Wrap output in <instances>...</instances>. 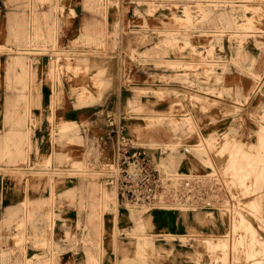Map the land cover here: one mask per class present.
I'll use <instances>...</instances> for the list:
<instances>
[{
    "label": "rangeland",
    "instance_id": "374dc122",
    "mask_svg": "<svg viewBox=\"0 0 264 264\" xmlns=\"http://www.w3.org/2000/svg\"><path fill=\"white\" fill-rule=\"evenodd\" d=\"M172 1L175 0H94L86 8L83 0H61L59 5L54 0H5L10 15L0 18V26L2 22L5 23L7 30L3 45H0V54L14 57L6 67L5 78H9L11 73L18 77L19 68L14 60L17 58L26 70L29 69L30 78L15 81L12 91L31 95L36 92L34 66L41 62L47 64V73L49 68L52 69V74L47 75L55 95L52 110L59 104L57 99L64 83L69 98L73 100L71 89L78 91L84 88L99 93L91 100L95 104L112 89L118 78L113 71V63L120 59L123 63L120 75L125 85L138 84L130 88L128 97L143 100L154 111L150 114L143 109L128 110L125 104L127 117L136 115L138 118L130 122L133 145L160 150L162 155L155 165L167 176H199L210 171L217 174L229 194L222 207L224 210L165 212L174 215L176 221L199 215L206 225L213 224L215 228L220 225L218 229L221 233L211 231L208 226L193 233L191 228L184 227H177V232L157 231L152 212L144 213L132 208L124 210L116 197L115 186H109L102 180L104 173L114 169L111 155L97 143L96 132L89 134L80 130L81 126L89 127L88 122L82 120L75 124L74 132L79 139L72 140L59 134L57 126L60 120L47 118L50 147L42 149L44 143L38 145L33 137L41 119L28 113L27 101L23 99L18 108L20 116L14 113L12 124L9 125V119L3 127L15 131L20 129L25 138L19 140V145L13 141L10 151L2 153L0 172L19 182L24 180L26 191H38L48 200L42 197L40 202L34 203L27 198L14 219L0 223V264H56L61 255L77 254L79 243L86 258L85 264H99L103 238H110L114 244L111 246L114 254L125 253L123 264H233L236 256L232 252L230 227L237 217L235 212L245 208L246 199L253 198L264 215V178L259 180L258 183H261L257 186L253 176L240 181L228 174L227 169L233 164L236 167L240 158L234 157L227 148L228 144L224 143L227 138L230 140L225 142L232 140L230 144L235 141L246 145L254 142L257 135L254 132L246 134L249 128L263 130L264 134V89L261 90L264 87V0H182L178 9L172 7L175 4ZM76 3H80L78 8L84 12L87 21L107 20L109 25L102 37L74 41L77 35L71 41L63 42L61 28L68 25L67 20L73 16L70 8L75 7ZM199 7L204 9L205 15L192 14L189 22L183 20L176 49L160 52L157 30L160 20L164 19L163 22L167 23L168 19L164 17H182L183 10L195 13ZM248 19H252L254 25L250 23L249 26ZM48 32L55 33L57 38L50 46H29L33 34L46 35ZM135 71H141L142 75L135 74ZM99 72L103 74L98 76ZM244 83L250 86L247 92L239 88ZM197 108L204 116L203 122L195 120ZM161 115L171 116L174 120L184 117L194 119L192 128L186 133L179 131L164 150L162 146L165 144H159L147 136L136 138L135 134V129L140 130L147 117ZM19 120H24V124H16ZM221 144H224L223 147ZM182 146L187 147L188 154L184 153ZM263 148L264 143L260 149L262 153ZM162 152H171L174 168L165 171L161 167V162L166 158V153ZM79 160L83 162L77 166L75 163ZM263 164L264 159L260 161V165ZM260 170L264 177V170ZM231 178H234L233 181ZM90 184L95 186L92 199ZM71 186L81 188V196L79 193L78 196L71 195L69 190L64 192L65 188ZM86 188V193H83ZM103 192L115 193V207L99 208L100 203L96 199L98 193ZM226 208L230 210L229 213L225 211ZM118 210L123 214L122 221L132 215L136 216L135 219L139 217L142 223L150 218L152 227L144 223L143 230H139L138 221L131 220L127 222L131 229H123L117 225L120 221L117 219ZM114 216L116 221L112 219ZM263 220L262 224H254L259 233L257 237L262 242ZM105 225H109L111 230L108 231ZM55 230L60 231L55 233ZM221 236L227 237L229 246L231 243L225 262L218 252L213 254L202 247V238L214 241L219 237L221 239ZM143 238L151 244L153 251H147L146 255L140 257L136 254V248ZM56 239H61V249L55 245ZM116 240L120 241V246L115 245ZM26 245L36 250L38 255L26 260ZM121 247L126 251H121ZM129 249L135 253H129ZM15 255H19L22 261H12ZM257 259L264 264V248ZM229 260H233L232 263ZM239 264H252V260L246 257Z\"/></svg>",
    "mask_w": 264,
    "mask_h": 264
},
{
    "label": "crops",
    "instance_id": "0c3cea01",
    "mask_svg": "<svg viewBox=\"0 0 264 264\" xmlns=\"http://www.w3.org/2000/svg\"><path fill=\"white\" fill-rule=\"evenodd\" d=\"M72 2H76L77 0H71ZM94 0H83V3L86 8L88 7V3H93ZM80 3H76L75 7H71L70 9L73 10V16H71L66 23L68 25L61 28L62 34L60 37L63 39V42L71 41L72 38L76 37L77 35H93L96 33L98 36L104 34L107 25L109 23L106 19L103 22H89L86 19V16L83 14L84 12L78 8ZM8 8L5 6V0H0V18L7 17L10 13L7 12ZM4 12V14H3ZM4 15V16H3ZM8 15V16H9ZM3 19V18H2ZM6 20V18L4 19ZM108 23V24H107ZM3 24V22H2ZM0 26V45H3V39L6 37V26L5 23ZM6 30V31H5ZM14 57H8L7 54L3 53L0 54V159L2 158V153L5 154L4 145L5 140L8 144V149L10 143L13 141L17 142L18 134H21L19 130H12L9 128L3 127V124L6 125L7 121L10 119L11 125V118L12 115L17 114L20 116V111L18 110L20 101L26 99L27 101V108L28 113L33 114L34 117L41 119V123L39 129L34 132L35 140L37 141L38 145H42V149L50 147L49 142V131H48V124L47 118H51V120H60L61 122L58 123L62 124V122H70V123H78L82 120H86L89 124L87 126H81L80 130L82 133H91L96 132V141L101 148H103L109 155H111L113 159V149L114 143L113 141H106L104 140L106 130H105V122L104 118L98 116L97 113L101 111L105 112H112L120 117H124L123 120L124 125L127 127L128 133L131 136V121H137L138 118L136 115H130L128 118L127 115L124 113L125 104L127 106L128 101L131 97H128L130 93V88L132 86H138V84H131L125 85L123 78H121V70L123 69V63H121L120 59L116 60L113 63V71L118 74V78L115 79L112 89L106 93L101 101L98 103L88 105L85 107L77 108L75 107V102L73 99L69 98L67 94V85L63 84V89L61 90V95H59L57 104L54 107V110L51 109L52 104L55 101V95L49 85V81L47 79V64L43 65L41 62L37 63L34 66L35 70V78H34V86L36 87V92L27 95L26 93H15L12 91L13 85L15 81L20 82L19 78H15L14 74L11 73L9 78H5L6 76V67L9 63H11V59ZM138 66V65H137ZM139 68V66L137 67ZM136 68V69H137ZM140 70V69H138ZM18 72L16 71V75ZM135 74H141V71H135ZM30 75L32 76V71H30ZM142 75V74H141ZM145 75V74H144ZM142 77V76H140ZM30 78V77H29ZM28 78V79H29ZM107 77L105 76V81H107ZM10 84V89H8V85ZM264 87L261 88V90ZM261 95V94H260ZM128 97V98H127ZM14 107H17L15 110ZM31 107V108H30ZM13 119V118H12ZM24 120L16 121V123L23 125ZM58 127V126H57ZM83 128L86 131H83ZM11 135V136H10ZM25 135V134H24ZM65 138V137H64ZM88 144V143H87ZM152 154V153H151ZM155 162L159 159L158 156H154ZM157 163V162H156ZM91 186V199L94 197L95 194V186L90 184ZM70 191L71 195H79L81 196L82 189L77 188L76 186L67 187L64 189V192ZM86 189H84L83 193H86ZM35 191V190H34ZM44 197L46 201L48 198L46 196H42L40 192H33V191H26L25 190V181H18L8 175H5L3 172H0V223L1 222H8L15 218L16 214L20 211L21 206L25 202V199H29L28 201L37 203L40 202ZM55 199V197H54ZM43 207V206H37ZM122 213L118 210V217L120 221L117 223L118 226L125 229H131V226L127 225L126 222L122 221ZM153 218L155 220V227L157 231H168V232H177L179 229L176 227V218L174 215L168 214L165 211H153L152 212ZM105 228L109 231L111 227L109 225H105ZM181 230V229H180ZM56 231V230H55ZM60 230L56 231L55 233H59ZM61 240V239H59ZM55 240V245H58L60 249L63 247L61 241ZM63 241V239H62ZM117 243L115 245L120 246V241L116 240ZM80 249L79 252L75 255H61L59 256L58 261L56 264H85V256L83 253V249L81 248L82 244H78ZM114 244L111 243L110 238H103L101 240V250L102 253L100 258L98 259L99 264H123L126 259V255L124 253H113L111 246ZM126 251L124 248L121 247V251ZM129 253H135L133 249H129ZM38 255L36 250L31 249L28 245L25 246V256L26 260H29ZM23 256V255H22ZM132 255L129 257L131 258ZM20 260L19 255H15L12 258V261L18 262ZM11 261V262H12ZM163 264V263H162ZM167 264V263H165Z\"/></svg>",
    "mask_w": 264,
    "mask_h": 264
},
{
    "label": "bare ground",
    "instance_id": "6f19581e",
    "mask_svg": "<svg viewBox=\"0 0 264 264\" xmlns=\"http://www.w3.org/2000/svg\"><path fill=\"white\" fill-rule=\"evenodd\" d=\"M54 1H55L56 5H59L61 2V0L60 1L54 0ZM65 1H67V0H65ZM171 3H175L174 5H172V7L176 6V9H178V8H180L183 1L182 0H175V1H172ZM71 14L73 15V11H71ZM192 14L204 16L205 11H204V9H202L200 7L197 9V11L195 13H192L188 9H185L182 11V17H180V16L179 17L178 16L164 17L165 20L168 19L167 23L163 22L164 19L160 20V22L158 23V26H157V30H159L158 31V33H159L158 34L159 35L158 40L160 43V49H161L160 52H167L170 49H176L175 45L177 43V36L179 35L178 33H179L180 27L183 26V20H185L186 22L187 21L189 22L191 20ZM247 21H248V25H249L251 23L252 19L251 20L248 19ZM250 25H254V24L251 23ZM246 26L247 25H245V27ZM255 28L258 29L259 27H255ZM262 29H264V28H262ZM92 36L80 34L77 36L78 38L74 41H77L78 39L79 40H81V39L82 40H88V39L94 40L95 39L94 37H97L98 35L96 33H94ZM101 37H102V35H101ZM56 39L57 38H56L55 33L48 32V34H46V35H43L41 33H35V34H33L31 40L29 41V46H38L40 44L39 47L47 48L53 42H55ZM240 56H241V54L239 55V57ZM14 60L17 61L15 63V65H17L19 68V74H18L17 78H19L20 80H25L26 77L29 78V69L26 70V68L17 60V58ZM178 63H176V64H178ZM50 74H52L51 68H49L47 75L50 76ZM101 74H103V72H101V73L99 72L98 76ZM239 88L242 92H247L249 90L250 86H247L246 83H244ZM70 93L72 94V96H74L75 107H77V108L92 105L91 100H93L97 94L99 95V93H93V92L86 90L84 88L80 89L78 91L75 89H71ZM171 107H173V106H171ZM127 109L128 110L143 109V110H146L147 112H149L150 114H152L154 112L150 104H147V103L144 104L143 100H135L132 98L127 103ZM199 110L197 108V111L195 112L194 117H195L196 121L203 122L205 119H204L203 114H201V111H199ZM193 120L194 119L192 117H190V118L184 117V118H181L178 120H174L171 116L170 117H167L164 115L156 116V117L149 116L145 119V121L142 125V128L140 130L135 129L136 138L139 136H147L151 139L156 140L157 143H159V144L160 143L165 144L162 146V149L164 150L165 148H167V145L171 142V140H173L174 136L179 131H183L184 133H186L192 128V125H193L192 123H194ZM16 124H18V123H16ZM74 126H75V123L62 122V124L58 125L57 130L59 131V134L61 136H63V138L65 137V138L72 139V140H78L79 136L74 132V129H75ZM151 130H153V131H151ZM253 130H254L253 128H249V132H247L246 134H251L254 132L257 135L256 140L250 144H247V145L244 142H238V141H235L234 143L230 144L232 142V140L230 143H226L225 141L227 139L229 141L230 139L229 138L225 139L224 137L223 138L225 139L224 143L228 144L227 148L230 152H232L233 156L240 158V162L236 167L233 164L227 169L228 174H231L233 177H235V179H238L240 181H245V179L247 177L253 176L255 178L254 180L257 182L256 185L259 186V184L261 183V182L258 183L259 180L261 179V181H262V179L264 178V177H262L263 171L260 170V168H262V170H264V164L260 165V161H262V159H264V152L262 153L260 150L262 148L263 143H264V134H263V130H260V131H255V130L253 131ZM24 138H25V135L18 134L16 144L19 145V140H22ZM7 141L5 140L4 151H3V152H5V154H6V152L10 151L8 149V144H6ZM222 145H224V144H221V147H223ZM216 146H218V145H216ZM224 148H225V150L223 148H221V149L226 151L227 148L226 147H224ZM162 153L165 154L166 152H162ZM226 153H228V152L226 151ZM199 155H200V158L202 159L203 158L202 155L201 154H199ZM165 156H166V158L161 162V167L163 169H165V171H167L168 169L174 168V162L172 160L173 158L171 157V152L166 153ZM81 162H83V161L79 160L75 164L77 166H80ZM224 173L226 174V172H224ZM233 179H232V181H233ZM246 187H247V185L245 184L244 188H246ZM52 196L54 199V194H52ZM116 197H117V193H116ZM116 197H115V193H113V192L112 193L103 192V193H98L96 201L98 200V202L100 203L99 208H103V209L108 208L109 209V208L115 207ZM233 200L234 199L232 198L231 201L233 202ZM256 200H258V198ZM254 201H255V199L253 200V198L246 199L244 202L245 208L243 210L236 211V212L233 210L235 213H237V217H236L234 223L232 224L230 222L232 224V226L230 227V230H231L230 231V233H231L230 234V240L233 239V241H230V242H232V252L236 256V258H233L234 261L231 260V261H233V264H239L241 261L245 260L246 257H247V260H249V259L252 260V264H261L259 262L260 259H257V257H261L262 249L264 248V242L261 241V238L258 239L257 234H259V233H257L258 230L255 227L256 225L254 226V224L256 222L262 224L261 221L263 220L264 215H262L257 208L259 203H255ZM223 206H224V204H223ZM227 206H228V204H227ZM222 210H224V208H222ZM225 211H227V208ZM229 211H227V212L229 213ZM134 217H136V216L132 215L130 218H125L124 221L126 223L128 221H131V220L138 221L137 229H139V230H143L145 224L148 225L149 227H152V223H151L150 218H148L146 220V222H144L145 223L144 224L141 222L139 217H137V219H135ZM233 217H235V215L232 216V219H233ZM112 219H114L116 221L115 216ZM200 219L201 218L199 217V215H195L189 219L184 218L183 220L181 219L180 221H175V223H176V227L191 228L192 233L194 232V230H197V229L203 228V227L205 228L207 226L209 227V229H211V231H216L217 233H221V231L218 229V227L221 228L220 225L215 228V227H213V224H211L210 226L206 225L205 221L202 223ZM230 223H229V225H230ZM52 229H54V228H52ZM228 233H229V230H228ZM199 235H201V234H199ZM165 237H167V236H165ZM170 237H174V236L170 235ZM167 238H169V237H167ZM206 238H202V241H204L202 247L210 253L214 252L213 254H216L215 252H218V254H220V258L225 262L227 259L226 258L227 253H228L227 251H228L229 247L231 246V243H230V246L228 245L229 241L226 240L227 237L222 238V236H221V239H219L220 238L219 237L218 240H214V241L208 240ZM147 251L152 252L153 251L152 246L147 241L146 238H143L141 243L136 248V254L137 255L139 254L140 257H143V255H146ZM246 251H247V253H246ZM244 252H245V254H244ZM196 257H197V255H196ZM215 258H218V257L215 256ZM231 261L229 263H232Z\"/></svg>",
    "mask_w": 264,
    "mask_h": 264
},
{
    "label": "built area",
    "instance_id": "2783aa9c",
    "mask_svg": "<svg viewBox=\"0 0 264 264\" xmlns=\"http://www.w3.org/2000/svg\"><path fill=\"white\" fill-rule=\"evenodd\" d=\"M97 115L104 118V140L114 143V169L104 173L102 180L115 186L124 210L196 213L222 209L229 194L217 174L210 171L199 176H167L155 165L154 156H161V151L133 145L124 117L101 110ZM182 149L188 154L186 146Z\"/></svg>",
    "mask_w": 264,
    "mask_h": 264
}]
</instances>
